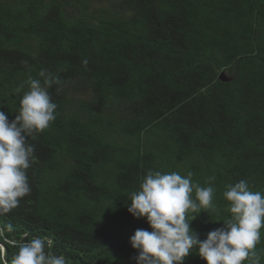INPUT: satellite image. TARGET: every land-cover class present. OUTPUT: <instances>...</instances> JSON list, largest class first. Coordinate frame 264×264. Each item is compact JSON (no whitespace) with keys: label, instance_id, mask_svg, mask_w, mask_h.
Listing matches in <instances>:
<instances>
[{"label":"trees","instance_id":"16d2710c","mask_svg":"<svg viewBox=\"0 0 264 264\" xmlns=\"http://www.w3.org/2000/svg\"><path fill=\"white\" fill-rule=\"evenodd\" d=\"M41 69L62 91L49 89L56 119L28 137L30 194L0 214V264L37 236L67 264H135L128 239L149 225L128 196L149 170L215 178L216 211L190 222L200 239L230 216L226 184L264 193V0H0L10 120L15 89Z\"/></svg>","mask_w":264,"mask_h":264},{"label":"clouds","instance_id":"9594fccd","mask_svg":"<svg viewBox=\"0 0 264 264\" xmlns=\"http://www.w3.org/2000/svg\"><path fill=\"white\" fill-rule=\"evenodd\" d=\"M81 63L86 67L87 58ZM38 77L42 79L28 77L26 90L23 85L15 89L20 98L14 118L10 120L0 110V214L11 212L30 194L27 170L35 149L28 137L43 132L56 119L57 104L49 89L59 94L61 78L46 69H41ZM192 176L191 171L182 175L149 170L139 189L129 193L127 211L149 225L148 229H135L128 239L131 248L137 250L132 258L135 264H184L192 252L205 264H260L256 245L264 228V193L253 191L246 180L226 184L222 196L230 216L200 239L190 222L202 210L207 214L208 210L216 211L215 178L209 177L207 186H201L192 181ZM11 264L67 261L63 254L51 251L50 240L37 236L18 244Z\"/></svg>","mask_w":264,"mask_h":264}]
</instances>
